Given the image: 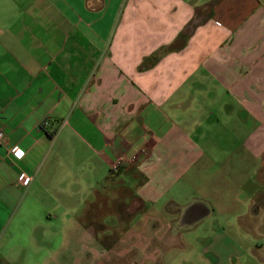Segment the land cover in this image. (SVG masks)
I'll use <instances>...</instances> for the list:
<instances>
[{
	"label": "crops",
	"instance_id": "1",
	"mask_svg": "<svg viewBox=\"0 0 264 264\" xmlns=\"http://www.w3.org/2000/svg\"><path fill=\"white\" fill-rule=\"evenodd\" d=\"M0 129V264H163L229 211L262 232L264 0H0Z\"/></svg>",
	"mask_w": 264,
	"mask_h": 264
},
{
	"label": "rangeland",
	"instance_id": "2",
	"mask_svg": "<svg viewBox=\"0 0 264 264\" xmlns=\"http://www.w3.org/2000/svg\"><path fill=\"white\" fill-rule=\"evenodd\" d=\"M247 195H251V193L247 192ZM258 201V207L254 205V202L249 204L246 202L245 205H240L239 210L246 213H252L256 207V209L264 210V184ZM121 209L119 205L115 207V210L119 212ZM234 215L229 211L227 215H215L192 229L181 230L179 232L180 237L190 239L193 247H187V245L182 244V247L178 246L173 249L165 248V250H161L158 256L161 258L162 263L198 264L201 259L209 258L220 262L222 260L228 261V264H264V230L262 232L256 231L254 218L246 217L245 221L241 223L236 222ZM136 217L137 219L139 218L138 216ZM110 219L111 217L107 213L100 217V220L107 224H111ZM222 225H227L228 227H226L225 232L218 233V231L222 230ZM224 235L228 239L223 241L222 244L220 243L217 246L214 244V247L208 244L210 246H207V248L204 246L210 240H216L217 236ZM96 251L99 252L100 250ZM101 251L106 252L108 250ZM94 255L92 253V256ZM260 259L262 260L260 261ZM201 264H204V261Z\"/></svg>",
	"mask_w": 264,
	"mask_h": 264
},
{
	"label": "built area",
	"instance_id": "3",
	"mask_svg": "<svg viewBox=\"0 0 264 264\" xmlns=\"http://www.w3.org/2000/svg\"><path fill=\"white\" fill-rule=\"evenodd\" d=\"M5 139H6V133H5L4 130L0 129V147H2L4 145ZM11 153H13V155H15L18 158L20 156L19 155L20 152H19V150L17 148H13L11 150ZM118 170H119L118 165L113 168L114 172H117ZM31 181H32V179L29 176L25 175V174H22L20 176V178H19V182L25 187L29 186Z\"/></svg>",
	"mask_w": 264,
	"mask_h": 264
}]
</instances>
